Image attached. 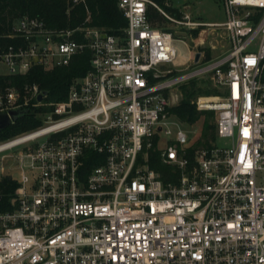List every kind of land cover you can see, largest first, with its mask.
<instances>
[{"label": "built area", "instance_id": "built-area-1", "mask_svg": "<svg viewBox=\"0 0 264 264\" xmlns=\"http://www.w3.org/2000/svg\"><path fill=\"white\" fill-rule=\"evenodd\" d=\"M221 3L223 21L201 22L117 0L118 33L13 22L0 75L66 66L84 50L89 68L63 99L37 83L0 91V113L40 108L36 127L0 139V175L16 183L0 209V264H264V0ZM149 5L178 24L221 26L227 48L208 60L199 51L196 63L189 54L195 66L179 73L172 34L150 22ZM207 71L223 94L195 106L216 110L215 136L229 145L194 149L190 164L168 92ZM151 149L175 180L149 167ZM88 151L95 163L84 171ZM15 166L18 178L5 171Z\"/></svg>", "mask_w": 264, "mask_h": 264}, {"label": "trees", "instance_id": "trees-1", "mask_svg": "<svg viewBox=\"0 0 264 264\" xmlns=\"http://www.w3.org/2000/svg\"><path fill=\"white\" fill-rule=\"evenodd\" d=\"M153 1L177 17L181 15L177 10L166 6L163 0ZM146 13L150 22L154 25L161 18L150 5L147 6ZM21 15L38 17L42 19L48 28L64 29L92 25L102 27L110 33H118L125 24V18L117 7V0H0V46L11 41L7 33L11 31L13 22ZM207 55L208 53L205 54L204 59L208 58ZM88 58L89 51L84 50L73 55L66 66L54 67L49 70L34 66V68L23 74H2L0 75V91H3L4 87L8 85H14L19 88L24 83H37L38 87L46 92L48 100L63 99L71 82L70 80L83 75L89 68ZM181 90L182 98L170 107V110L176 115L178 120L192 123L200 116L203 117L199 138L186 148V157L189 163L193 164L194 149H199V147L209 148L214 142V115L210 109H197L195 103L190 101V96L193 94L192 86L187 88L182 83ZM24 109L20 116L0 129V139L36 127L40 123V116L36 114V111L40 108L31 109L30 107H24ZM87 154L84 159V171L95 163L93 159L94 153L88 151ZM147 156L149 167L158 171L164 182L169 179L175 180L179 176L175 166L159 161L155 149L149 150ZM15 184L14 180H11L7 175L0 176V193L2 196L0 209L6 208L7 194L12 191Z\"/></svg>", "mask_w": 264, "mask_h": 264}, {"label": "rangeland", "instance_id": "rangeland-1", "mask_svg": "<svg viewBox=\"0 0 264 264\" xmlns=\"http://www.w3.org/2000/svg\"><path fill=\"white\" fill-rule=\"evenodd\" d=\"M163 3L169 8L175 9L181 13V15L177 17L170 11L161 8L156 3L162 12L176 20L185 13L189 15V19L191 21L198 20L201 22H220L225 19V13L222 9L221 0H163ZM155 10L161 17L155 24L162 29H169L172 34L171 44L175 49V57L172 59L169 66L174 70H178L179 73L182 71H189L195 66L191 65L192 63L188 60L189 54L200 51L201 59L208 60L212 59L227 48L228 44L226 43V32L221 26L212 25L210 27L203 25L189 26L182 23L178 24L168 19L164 13L162 14L157 9ZM206 53H208V58L204 59ZM182 83H184L187 88L192 86L193 94L190 96V101L196 104L202 101L207 103L214 102L220 98L223 94L222 92L224 91L222 86L215 83L209 71L197 73L196 75L188 76V78L182 80L181 83L169 90L168 96L171 105L176 104L182 98ZM201 108L209 109L206 107ZM210 110L213 111V122H215L216 110ZM202 118L203 117L200 116L192 123L178 120L177 125L172 126V132L174 133L177 129L185 130L188 135V142L191 145L195 140H197V138H199ZM213 143L219 147L229 145L228 139L219 136H215ZM163 144V140H161L159 145L162 146ZM2 163L4 164L3 160L0 161V165ZM5 171L10 173L14 178H18L21 169L18 166L12 168L6 167Z\"/></svg>", "mask_w": 264, "mask_h": 264}, {"label": "water", "instance_id": "water-1", "mask_svg": "<svg viewBox=\"0 0 264 264\" xmlns=\"http://www.w3.org/2000/svg\"><path fill=\"white\" fill-rule=\"evenodd\" d=\"M199 56V51H196L193 54V59L195 63L197 62V58ZM44 93V91H42ZM41 93H38L36 95V98L40 99ZM24 108H19V109H9L6 112L0 113V129L4 128L8 123L12 122L15 120L20 114L24 111Z\"/></svg>", "mask_w": 264, "mask_h": 264}]
</instances>
